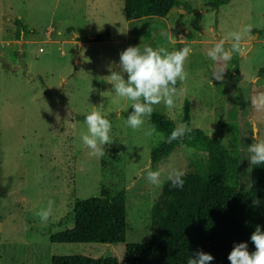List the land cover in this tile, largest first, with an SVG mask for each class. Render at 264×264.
I'll list each match as a JSON object with an SVG mask.
<instances>
[{"label": "rangeland", "instance_id": "374dc122", "mask_svg": "<svg viewBox=\"0 0 264 264\" xmlns=\"http://www.w3.org/2000/svg\"><path fill=\"white\" fill-rule=\"evenodd\" d=\"M123 0H0V264H51L55 254L115 256L124 264L125 245L148 242L151 207L170 175L197 170L206 152L178 145L166 158L149 161L161 138L124 120L127 101L115 97L110 80L119 53L128 46H189L187 78L177 81L174 105L154 106L175 127L185 100H194L191 124L228 144L222 127L228 95L237 96L238 185L251 183L248 145L264 141V0H229L217 10L211 0H177L166 17L127 21ZM15 19L26 30L17 36ZM250 25L231 60L212 61L208 49ZM109 29L100 42L78 37ZM235 66L238 71H235ZM224 69L223 79H215ZM101 110L112 123V143L90 155L80 136L84 121L70 111ZM131 111V108H129ZM184 122V121H183ZM159 173V183L148 172ZM127 191L124 242L52 243L50 235L72 226L75 200ZM46 220L40 213L49 207Z\"/></svg>", "mask_w": 264, "mask_h": 264}, {"label": "trees", "instance_id": "16d2710c", "mask_svg": "<svg viewBox=\"0 0 264 264\" xmlns=\"http://www.w3.org/2000/svg\"><path fill=\"white\" fill-rule=\"evenodd\" d=\"M127 21L156 16L164 18L177 5V0H123ZM229 0H211L217 10ZM17 36L26 30L15 19ZM110 36L109 29L93 36L78 37L86 42H100ZM235 71L238 67L235 66ZM264 75V67L258 72ZM178 84V82H177ZM176 84V85H177ZM195 101L185 100L183 121L191 133L172 142L162 139L151 148L149 161L155 164L166 159L178 146L185 145L206 152V162L197 170L184 174L183 186L177 188L170 179L151 207L154 229L148 242L125 245L124 264H186L188 255L196 250L210 253V264H230L227 259L233 244L248 241L256 225L264 230V163L251 164V183L247 190L238 185L239 124L237 96L228 95V121L222 127L230 135L228 144L217 136L206 134L191 124ZM71 117L84 121L87 114L70 111ZM163 137L174 128L172 121L158 111L151 117ZM127 191L77 199L71 214L72 226L50 235L52 243H119L126 236ZM254 200L259 203L253 204ZM254 246L249 241V251ZM51 264H119L115 256L92 257L82 254H55Z\"/></svg>", "mask_w": 264, "mask_h": 264}, {"label": "clouds", "instance_id": "9594fccd", "mask_svg": "<svg viewBox=\"0 0 264 264\" xmlns=\"http://www.w3.org/2000/svg\"><path fill=\"white\" fill-rule=\"evenodd\" d=\"M250 30L251 26L245 25L240 31L230 33V43L225 38L219 39L208 49L207 56L212 61L229 62L233 52L240 50L242 34ZM191 53L192 49L187 45L170 51L166 46L149 44L128 46L119 53V70L111 72L109 82L113 85L112 94L127 101L124 122L129 128L138 130L143 127L146 136L160 137L169 143L191 133V127L181 121L167 137H163L151 123L154 106L161 103L167 107L174 105L176 84L187 78L185 65ZM224 71L221 69L219 75L214 74L215 79H223ZM84 124L87 131L80 136L82 144L91 150L90 155L103 156L105 146L112 143L110 119L103 111L94 109L85 115ZM247 150L251 164L264 163V141L250 143ZM183 176V172L177 171L169 179L172 185L181 188ZM158 177L157 171L148 172V179L153 183H159ZM257 203L258 200L253 201V204ZM50 207L51 203L40 213L42 220L47 219ZM249 241L254 246L252 251H249ZM227 259L230 264H264V230L261 225L255 226L248 241L234 243ZM213 260L210 253L196 250L188 255L186 264H210Z\"/></svg>", "mask_w": 264, "mask_h": 264}]
</instances>
